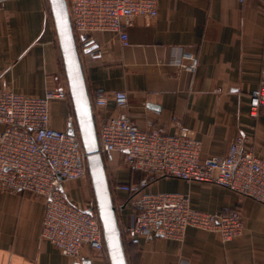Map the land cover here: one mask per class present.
<instances>
[{"label": "crops", "instance_id": "obj_1", "mask_svg": "<svg viewBox=\"0 0 264 264\" xmlns=\"http://www.w3.org/2000/svg\"><path fill=\"white\" fill-rule=\"evenodd\" d=\"M128 45L117 34H92L96 47L80 51L87 94H109L104 108L92 110L95 126L114 111L112 93L125 90L127 113L138 129L175 123L191 128L201 142L200 157L224 154L238 135L264 159V108L249 116V95L264 65V3L261 0H158L152 18L131 17L125 26ZM181 49L198 59L193 72L176 65ZM67 87L47 0H0V89L43 96ZM67 100L54 99L50 125L67 129ZM3 125L0 124V131ZM109 186L134 183L144 174L127 167L119 153L104 160ZM82 180L64 183L76 203H85ZM145 191L189 194L191 207L203 212L236 208L242 232L228 241L217 233L188 226L182 240L133 235L125 227L131 206L115 193L114 205L127 264H264V204L212 183L175 177L149 181ZM114 194V193H113ZM113 199V197H112ZM43 200L28 190L0 187V264H110L87 247L72 260L41 235Z\"/></svg>", "mask_w": 264, "mask_h": 264}, {"label": "built area", "instance_id": "obj_2", "mask_svg": "<svg viewBox=\"0 0 264 264\" xmlns=\"http://www.w3.org/2000/svg\"><path fill=\"white\" fill-rule=\"evenodd\" d=\"M65 2L74 40L81 51L84 41L96 32L117 34L122 46H127L128 20L136 15L154 17L158 0ZM197 64L192 49L180 50L178 68L193 72ZM109 97L106 92H95L91 109L104 108ZM111 97L113 113L95 126L98 152L102 157L119 153L127 167L144 174L137 182L110 186L112 194L121 191L128 196L131 211L125 229L137 236L173 240H182L188 226L217 233L223 242L241 234L243 225L236 208L203 212L191 207L187 193H150L145 188L152 179L175 177L217 184L264 204V159L248 145L247 137L233 138L224 154L201 158V142L191 128L176 122L173 134L160 128L140 130L127 113V92L117 90ZM54 99L71 104L68 88L48 89L41 97L0 89V187L28 190L42 198L41 235L64 256L79 260L81 250L87 247L107 257L95 200L76 203L64 190L65 182L89 176L87 154L72 108L66 122L73 134L51 127L50 105ZM262 108L264 65L259 84L249 95V116L256 118Z\"/></svg>", "mask_w": 264, "mask_h": 264}, {"label": "water", "instance_id": "obj_3", "mask_svg": "<svg viewBox=\"0 0 264 264\" xmlns=\"http://www.w3.org/2000/svg\"><path fill=\"white\" fill-rule=\"evenodd\" d=\"M47 2L67 80L77 131L82 147L87 154V169L109 262L110 264H127L103 157L98 152L96 127L83 77L79 57L80 50L74 40L66 2L65 0H47ZM95 47L96 44L93 43V40H86L83 43L82 51L88 52ZM66 131L70 134L74 133L71 127H67Z\"/></svg>", "mask_w": 264, "mask_h": 264}, {"label": "rangeland", "instance_id": "obj_4", "mask_svg": "<svg viewBox=\"0 0 264 264\" xmlns=\"http://www.w3.org/2000/svg\"><path fill=\"white\" fill-rule=\"evenodd\" d=\"M106 159V156H103V161ZM106 170V169H105ZM87 188H86V193L85 196H87L89 199H94V194H93V190H92V186H91V181H90V177L88 176L87 178L84 179ZM111 196L113 197V203H114V198L116 199V195L111 193Z\"/></svg>", "mask_w": 264, "mask_h": 264}]
</instances>
